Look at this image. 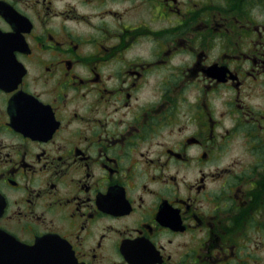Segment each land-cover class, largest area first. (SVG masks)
Instances as JSON below:
<instances>
[{
  "label": "flooded vegetation",
  "instance_id": "flooded-vegetation-1",
  "mask_svg": "<svg viewBox=\"0 0 264 264\" xmlns=\"http://www.w3.org/2000/svg\"><path fill=\"white\" fill-rule=\"evenodd\" d=\"M0 264H264V0H0Z\"/></svg>",
  "mask_w": 264,
  "mask_h": 264
}]
</instances>
